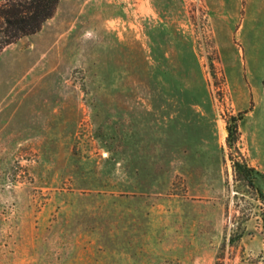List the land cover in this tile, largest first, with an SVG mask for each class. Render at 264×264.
I'll list each match as a JSON object with an SVG mask.
<instances>
[{"label": "rangeland", "instance_id": "rangeland-1", "mask_svg": "<svg viewBox=\"0 0 264 264\" xmlns=\"http://www.w3.org/2000/svg\"><path fill=\"white\" fill-rule=\"evenodd\" d=\"M0 264H264V0H61L0 51Z\"/></svg>", "mask_w": 264, "mask_h": 264}, {"label": "trees", "instance_id": "trees-1", "mask_svg": "<svg viewBox=\"0 0 264 264\" xmlns=\"http://www.w3.org/2000/svg\"><path fill=\"white\" fill-rule=\"evenodd\" d=\"M61 0H6L0 6V51L16 43L19 39L38 33L43 24L51 19ZM228 142L231 144L234 129L228 127ZM238 173L247 177L249 185L254 186V170L235 165Z\"/></svg>", "mask_w": 264, "mask_h": 264}]
</instances>
